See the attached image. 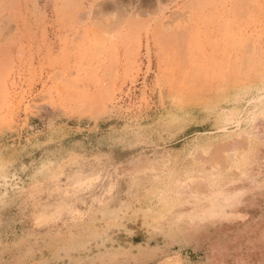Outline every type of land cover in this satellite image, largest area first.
I'll use <instances>...</instances> for the list:
<instances>
[{
  "label": "rangeland",
  "instance_id": "1",
  "mask_svg": "<svg viewBox=\"0 0 264 264\" xmlns=\"http://www.w3.org/2000/svg\"><path fill=\"white\" fill-rule=\"evenodd\" d=\"M262 16L0 0V264H264Z\"/></svg>",
  "mask_w": 264,
  "mask_h": 264
},
{
  "label": "bare ground",
  "instance_id": "2",
  "mask_svg": "<svg viewBox=\"0 0 264 264\" xmlns=\"http://www.w3.org/2000/svg\"><path fill=\"white\" fill-rule=\"evenodd\" d=\"M256 4V3H255ZM257 6H258V4H257ZM260 8V7H259ZM256 9H257V7H256ZM255 10V9H254ZM253 10V11H254ZM261 10V9H260ZM257 11L258 10H255L254 12H253V17H254V19H253V21L252 22H254V23H257L258 21L260 22L261 20H260V17L261 16H259V14H261V13H257ZM251 13V12H250ZM252 16V15H251ZM262 17H264V16H262ZM262 19V18H261ZM255 26L257 27L258 25H256L255 24ZM131 168H133V167H131Z\"/></svg>",
  "mask_w": 264,
  "mask_h": 264
}]
</instances>
